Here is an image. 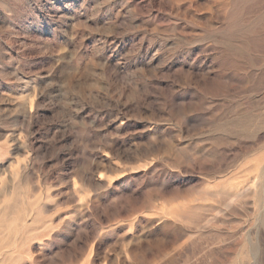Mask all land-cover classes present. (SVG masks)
I'll use <instances>...</instances> for the list:
<instances>
[{"label": "rangeland", "instance_id": "1", "mask_svg": "<svg viewBox=\"0 0 264 264\" xmlns=\"http://www.w3.org/2000/svg\"><path fill=\"white\" fill-rule=\"evenodd\" d=\"M0 264H264V0H0Z\"/></svg>", "mask_w": 264, "mask_h": 264}]
</instances>
